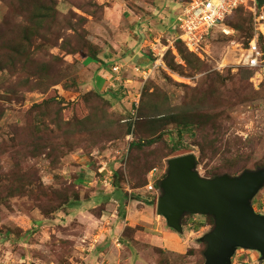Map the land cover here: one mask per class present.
<instances>
[{
	"label": "rangeland",
	"instance_id": "rangeland-1",
	"mask_svg": "<svg viewBox=\"0 0 264 264\" xmlns=\"http://www.w3.org/2000/svg\"><path fill=\"white\" fill-rule=\"evenodd\" d=\"M52 1L60 21L33 41L28 63H11L4 44L21 45L26 24L21 12L30 0H0V264H97L110 247L118 252L104 264H204L200 239L213 226L205 216L183 218L181 236L188 244L183 255L145 248L147 256L139 258L133 245L122 244L117 224L128 217L139 230L143 222L152 227L156 202L141 201L150 197L144 185L152 170L153 180L161 181L172 158L193 154L205 179L233 176L230 164L250 171L264 166V94L253 102L240 97L249 85L264 90V74L242 67V51L254 34L251 11L242 7L226 21L229 35L214 30L202 42L195 54L205 65L199 72L178 55L172 7H165L166 24L162 20L156 31L132 27L144 8L160 10V0ZM132 33L139 57L145 54L150 68L157 64L146 81L131 70L138 63L131 58ZM90 53L97 54V62L87 58ZM168 53L184 75L167 68ZM110 60L121 65L119 76L130 80L129 99L121 82L111 88L117 99L105 93L103 81L92 85L95 69ZM210 78L219 80L216 87L223 93L200 107L206 127L184 132L177 145L174 124H151L149 111L187 110L192 93ZM128 125L131 133L125 135ZM159 134L156 144H144ZM205 137L214 141V150L203 148ZM252 206L264 216V187ZM139 212L148 219L132 222ZM131 237L127 230L122 235ZM98 247L105 248L104 255L95 252ZM231 264L264 262L254 251L237 249Z\"/></svg>",
	"mask_w": 264,
	"mask_h": 264
},
{
	"label": "water",
	"instance_id": "water-1",
	"mask_svg": "<svg viewBox=\"0 0 264 264\" xmlns=\"http://www.w3.org/2000/svg\"><path fill=\"white\" fill-rule=\"evenodd\" d=\"M256 2L264 6V0ZM263 187L264 167L245 170L238 176L205 179L197 172L193 154L172 158L158 183L156 214L179 235L183 234L182 219L187 215L213 220L211 231L200 239L205 244L204 264H231L237 249L254 251L264 262V216L252 206Z\"/></svg>",
	"mask_w": 264,
	"mask_h": 264
},
{
	"label": "trees",
	"instance_id": "trees-1",
	"mask_svg": "<svg viewBox=\"0 0 264 264\" xmlns=\"http://www.w3.org/2000/svg\"><path fill=\"white\" fill-rule=\"evenodd\" d=\"M28 5L30 8H23L21 12L26 22L25 26L21 27V32H20V37L22 41L21 45L18 47H11L7 45V43L4 44L3 49L5 51V56L7 58V61L11 63L12 62L13 63H28L30 59L29 51H30L33 41L39 36H41L42 34H43L42 36H44L46 33L49 34L50 32H48V28L50 29L52 24L54 26V24L60 21V18L54 9V3L52 0H30ZM238 10H236L233 14H235ZM253 35H251L248 38V41L246 42V47H248L249 42L253 38ZM183 45L184 44L180 41L176 47H177L178 55L183 60L186 67L192 71L196 70V71L202 72L205 66L204 63L201 62L195 56V53L191 54V53L186 52L185 48H183ZM96 55L97 54L95 53H90L87 55V58L91 60V62H97L98 58ZM164 61L167 65V68L170 71L177 73L179 75H184L183 70H180L181 69L180 66H177L174 63V58L170 57L169 53L165 55ZM218 83H219V80L217 78H213V79L210 78L199 89L195 90V92H193L192 95L190 96L191 98L189 99V101L185 103V107L187 108V110L186 109H176L175 111L172 110L168 112L167 114H165L163 113L161 108L157 107L154 109V112L149 111L148 112L149 121H151V124H155L160 128L174 124L176 126V133H177L176 143L178 145V143H180V138L182 137V134L184 132H189L190 129L192 130L193 127H196V128H199L200 126H202V128L206 127L205 123H203V121L200 118V113L203 111L200 109V107L203 104L209 102V100L214 99L215 97L219 98L218 96H220V94L223 93V92L220 93L219 88L221 87H218V88L216 87ZM262 93L264 94V90L260 92H255L253 91L252 87H250L249 85L243 88V91L240 97L243 99L244 102H253L257 100L259 95ZM95 94L97 96L102 95L98 93L96 90H95ZM112 96L114 99H117L115 94ZM35 107L38 108L39 106H35ZM142 111L143 110L141 109L140 112ZM130 133H131V129H130V126L128 125L126 126L125 135H129ZM161 137H162L161 134H159L158 136H156V138L150 139L144 144L147 146H152L156 144L158 141H160L162 139ZM202 139H203V145H202L203 148H210L212 150L215 149L214 141L207 139V137L202 138ZM141 145L134 144V143L132 144L133 147H136L138 149L142 148ZM177 145L173 143L172 150L176 151V149L179 148ZM203 148L201 147V152H203ZM230 167H231L233 176H238L243 171L247 170L245 166L238 165V164H235V165L230 164ZM263 167L264 166L259 167V169ZM117 175L118 174L116 172L115 176ZM154 183H155L156 188L158 189L159 181L157 180ZM147 184L145 183L144 186H146ZM115 187L117 188L116 185ZM141 201L147 203L148 205H152V203H155L154 200L148 201L147 199H144ZM187 216H190V215H187ZM207 218H209L211 220L212 225H214L213 220L210 217H207ZM126 230L129 232H133L132 229H126ZM159 253L161 252L159 251Z\"/></svg>",
	"mask_w": 264,
	"mask_h": 264
},
{
	"label": "built area",
	"instance_id": "built-area-1",
	"mask_svg": "<svg viewBox=\"0 0 264 264\" xmlns=\"http://www.w3.org/2000/svg\"><path fill=\"white\" fill-rule=\"evenodd\" d=\"M248 8L253 16L254 35L248 47L243 49L242 67L263 74L264 70V6L257 4L256 0H187L178 16L176 17V40H180L192 53L197 54L201 49L202 42L212 34L214 30H220L224 35H229L231 30L225 27V22L232 14L242 8ZM157 67H146L140 72L143 81H146ZM119 72V66L113 68ZM133 105L137 106L139 96H135ZM152 170L148 176V184L145 191L150 195L148 201H157L160 196L159 189L155 186ZM102 173V172H100Z\"/></svg>",
	"mask_w": 264,
	"mask_h": 264
},
{
	"label": "crops",
	"instance_id": "crops-1",
	"mask_svg": "<svg viewBox=\"0 0 264 264\" xmlns=\"http://www.w3.org/2000/svg\"><path fill=\"white\" fill-rule=\"evenodd\" d=\"M157 1H159V0H157ZM185 1L186 0H166L165 3L162 4V0H160L159 1L161 3L160 10H156V8H155V10H151L147 7L144 8L145 12L143 11V13L140 17L137 16V17L132 19V27L137 28L136 29L137 31L140 29H148L152 33L153 31L157 30L156 28H153V27L161 26L162 20H163L162 24L163 25L166 24L165 20L167 18V15L166 16L163 15L164 13H166V12H164L165 7L169 6L170 9L172 7L174 9L173 16L176 17V15L178 16L180 11L182 10ZM144 13L147 14L146 18H145L146 15ZM167 13H168V11H167ZM158 14H159V16H157ZM146 26H147V28H146ZM175 31H176V33L174 34V37L176 38L177 29ZM131 40L132 41L129 43V46L132 48V51L134 52V54L132 55L131 58H132V60H136L138 62L137 66L134 65V67L131 68V70H132V73L141 77L140 72H136L135 69L139 68L140 70H143L144 68L149 67V65H147L148 57L145 54H144L145 56L140 54L141 57H139V53L137 52L138 47L136 48V45H138V42H136V40H135L134 33H132V39ZM139 48L141 51L143 49L142 45ZM108 65H109V67H108ZM115 66H117V64L113 63V60H110V64L99 65V67L97 69H95V75L93 77V84L92 85L94 87L96 80L99 79L106 84V87L104 89L106 91L105 93H108L110 95H114L115 94V93H113L114 90H112L111 88L114 87V83L121 82L122 86H124V88L128 91V93H127L128 95L126 96L125 99H129V97L132 95H131L130 89L128 90L126 84L129 83L130 80L129 79H122V77L119 76L120 71H121V68H120L121 65L119 66V72H117V73L114 72L113 68ZM263 74H264V70H263ZM258 75H260V74H258ZM108 89H109V91H108ZM134 100L135 99L133 98L132 103L134 102ZM83 181H85V179H83ZM131 218L130 219L132 220V222H136V223H139V221H141L142 219L143 220L148 219L146 216H143L142 213H140V212L137 215L132 216ZM127 221H128V217L124 220V222H125L124 224H122V223L117 224V229H119L118 231L120 232L121 239H123L122 244H124V246L133 245L135 247L136 253H137L139 258H141L144 254L147 256L148 252L146 251V249L151 250L153 253H155V252L158 253V251H161L164 254H166V252H169V253H173L175 255H183L185 253V251L188 249V244H187V242H185V240H183V238L181 236L182 234L180 235V237H177L175 234H171L170 231H173V230L169 229L166 226L165 220L163 218L161 219L157 214H156L155 219H153V221H152L153 224L151 223L152 227L148 228L149 227L148 224L141 222L142 227L144 228L143 230H139V228L136 227L139 224H135V223L134 224H130V223L128 224ZM149 221H151V220H149ZM162 221H164V222H162ZM126 229H132V231H133V232H130V234L132 236L131 239L125 240V238H122V235ZM100 245H105V244H100ZM110 249L112 250L111 253H107L105 255V258H101V261H96V262H98L97 264H104L105 259L109 255L113 256L112 252H115V253L118 252L117 250L113 251V249L115 250V248H113V247H110ZM95 252H98L99 255L100 254L104 255L105 248L98 247L95 249ZM94 260H97V259L95 258ZM91 262H93V260H91Z\"/></svg>",
	"mask_w": 264,
	"mask_h": 264
}]
</instances>
